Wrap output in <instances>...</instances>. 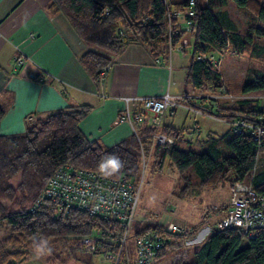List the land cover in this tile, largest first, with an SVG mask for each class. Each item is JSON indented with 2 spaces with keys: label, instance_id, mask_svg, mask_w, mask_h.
Instances as JSON below:
<instances>
[{
  "label": "trees",
  "instance_id": "16d2710c",
  "mask_svg": "<svg viewBox=\"0 0 264 264\" xmlns=\"http://www.w3.org/2000/svg\"><path fill=\"white\" fill-rule=\"evenodd\" d=\"M50 0L46 10L61 14L78 38L91 47L79 59L84 73L97 80L111 58L130 45L148 50L153 59L166 55L185 35L192 38L190 63L186 81L201 97H194L193 106L204 115L225 119L230 127L221 135L207 134L206 138L186 137L187 128L163 127L159 133L172 143H155L156 129L148 127L133 133L111 147L89 141L78 125L89 108L59 110L45 117L30 119L24 132L0 134V222L8 226L7 235L0 240V264H17L31 254H40L47 264H65L70 258L92 264L82 252L104 256L118 250L123 227L117 222L86 211L59 207L44 199L37 202L48 180L62 167L97 173L110 178L124 177L137 185L142 173V158L150 160L154 173L168 167L177 173L182 186L176 193L180 199L192 192L217 189L231 182H246L264 197V136L256 138L249 128L233 124L240 119L254 128H264V98L240 99L231 107L219 106L214 95L230 94L222 79L219 64L209 58L214 53L231 56H250L264 60V46L255 39L264 38V7L258 0ZM232 2L245 15V32L238 30L228 5ZM192 8L193 16H184L192 29H182L180 19ZM198 57H205L204 61ZM213 59L220 62L218 59ZM238 95L264 90V70L248 69L238 86ZM210 98V100H206ZM208 102V104H204ZM7 105H0V120ZM215 135V136H213ZM111 156L123 163L118 173L106 175L101 166ZM136 212V211H135ZM135 215V214H134ZM152 216L133 221L130 237L151 231L158 234L159 248L154 262L167 250H179L192 237L198 226L183 233H170ZM95 237L96 250L83 243ZM46 240L50 251L40 253L35 245ZM154 241V242H155ZM155 242V243H156ZM118 264H131L126 244ZM181 264V263H179ZM186 264H264V228L257 229L252 238L238 228L214 229Z\"/></svg>",
  "mask_w": 264,
  "mask_h": 264
},
{
  "label": "crops",
  "instance_id": "0c3cea01",
  "mask_svg": "<svg viewBox=\"0 0 264 264\" xmlns=\"http://www.w3.org/2000/svg\"><path fill=\"white\" fill-rule=\"evenodd\" d=\"M49 1L0 0V105L8 106L0 120L1 135L24 132L25 123L30 119L86 106L89 110L78 127L89 141H98L104 147L118 144L152 126L158 132L155 134H160L165 126H172L194 133L186 135L192 141L200 138L196 127L189 131L190 127L186 126L191 113L192 122L196 116H204L191 101L201 97L202 92L195 91L186 81L191 56L187 58V47H191V37L184 36L182 42L157 59H153L144 47L130 45L113 56L102 75L93 81L84 73L79 61L91 47L78 38L63 15L47 12ZM180 23L183 25L182 19ZM17 50L24 52L28 60L14 68L12 58ZM166 93L174 104L154 125L151 114L137 99ZM122 98L132 100L128 102L129 118L123 117L125 103ZM201 191L192 192L187 198L194 202L197 197L200 201ZM227 202L228 190L221 203L204 206L208 211L206 215L201 213L202 205H193L200 214L198 225H192L194 211L181 206L183 219L176 222L187 228L198 226L196 233L185 240L186 244L206 237L207 225L212 230L217 229L212 225L216 226L226 212ZM211 206L218 209L209 215Z\"/></svg>",
  "mask_w": 264,
  "mask_h": 264
},
{
  "label": "built area",
  "instance_id": "2783aa9c",
  "mask_svg": "<svg viewBox=\"0 0 264 264\" xmlns=\"http://www.w3.org/2000/svg\"><path fill=\"white\" fill-rule=\"evenodd\" d=\"M194 1L190 0V6ZM192 8L183 14H172V18L182 19L185 15L193 16ZM183 30L189 32L192 27L190 22L185 21ZM173 49V48H172ZM171 49V50H172ZM28 60L24 52L17 50V54L12 58L14 68H18ZM204 61L205 57H198ZM209 60L218 65L213 57ZM230 95L215 96L214 99L229 98ZM130 98H122L125 103L123 117L129 118L128 101ZM142 103L143 109L151 114L152 124L156 125L160 116L168 108L173 106V101L169 94L157 97H143L137 99ZM210 100V98H206ZM141 115H138V118ZM234 131L240 127L249 128L254 137L264 136V128H254L246 125L240 119L235 120ZM156 144L164 145L172 143L171 138L162 134H155ZM144 164H142L143 166ZM145 167L142 169L144 170ZM142 170V173H143ZM142 178L137 185H134L124 177L110 178L101 176L94 172L77 169L71 165L60 168L47 182L40 198L58 203L59 207L69 209L76 208L103 217L105 220L119 223L124 231L119 240L117 252L105 254L104 259L118 264L123 250L126 248L127 239L131 234V226L134 221V214L138 205ZM228 202L224 215L216 224L217 229L238 228L242 230L248 238H252L257 229L264 228V197L258 195L246 182H231L228 184ZM164 230L170 233H183L185 225L177 222H169L163 226ZM95 237H88L83 243L90 246L92 251L96 250ZM158 234L148 231L134 238L135 255L131 259V264H152L155 259L156 250L159 248ZM156 243H155V242Z\"/></svg>",
  "mask_w": 264,
  "mask_h": 264
},
{
  "label": "rangeland",
  "instance_id": "374dc122",
  "mask_svg": "<svg viewBox=\"0 0 264 264\" xmlns=\"http://www.w3.org/2000/svg\"><path fill=\"white\" fill-rule=\"evenodd\" d=\"M262 7H264V0H258ZM232 19L236 23L238 30L242 33L245 32V15L239 11L236 6L230 2L227 7ZM260 27L264 28V24H260ZM188 36V35H185ZM187 38V37H186ZM186 38L184 40H186ZM183 40V41H184ZM257 44L264 46V38L255 39ZM182 42V41H181ZM179 47V46H178ZM188 50V51H187ZM187 58L190 56L191 47H187ZM175 52V51H172ZM215 59H218L220 62L219 70L224 81V84L227 86L228 93L230 94H221V95H230L229 98H220L218 99L219 106L223 107H231L236 104L237 100L240 99H263L264 98V90L251 92L248 94L238 95V86L243 82L246 71L250 68L264 70V60H256L250 56H231V55H219L214 53L212 55ZM190 90V89H189ZM220 94L216 96H221ZM215 97V95H214ZM197 101L195 98L191 100ZM132 101V100H129ZM128 101V102H129ZM189 121L186 126H189L190 130L196 127L197 132L200 134V138H204V136L212 132L216 135H221L225 131L228 130L230 124L225 120H215L210 119L206 115L196 116L195 121H193V113L189 115ZM194 134V133H192ZM194 139V138H192ZM142 166L145 167L143 173H141L142 185L140 188L138 205L136 208V212L134 215L135 220H143L148 216H152L154 220L160 223H168L169 221L174 220L173 222L180 221L183 219L181 216V206L187 208L188 210H193V224L198 225L200 222V214L197 209H194L193 205H202V207L212 204L221 203L224 200L226 192L228 190V184H224L217 189L202 190L199 198L200 201L197 200V197L194 202L189 198L185 200H181L177 197L176 193L178 188L182 186V181L179 180L177 173L172 169L171 172L168 171V167L164 168L162 173H154L150 168V160L148 157L145 159L142 158ZM201 207V208H202ZM200 208V209H201ZM217 207H212L209 209V215H211L212 211L217 210ZM204 215L208 214V211L204 207L202 208L201 213ZM207 212V213H205ZM204 218V217H203ZM209 231H212L211 226L207 225ZM216 226L212 225L214 229ZM8 226L6 223L0 222V240H2L7 235ZM209 231L207 234L208 235ZM199 234V233H198ZM204 237L197 239V242L187 243L186 241L182 243L183 248L179 250H167L164 256L155 262V264H186L190 261L193 256V252L196 249L195 247H200ZM127 247L129 249V254L133 259L135 255V247H134V238L129 237L127 239ZM82 257L88 258L92 264H113L111 261L104 259L101 255H94L90 252H82ZM17 264H47L44 258L38 254L33 253L31 256L24 261L23 263ZM65 264H85L84 261L80 259L70 258Z\"/></svg>",
  "mask_w": 264,
  "mask_h": 264
},
{
  "label": "clouds",
  "instance_id": "9594fccd",
  "mask_svg": "<svg viewBox=\"0 0 264 264\" xmlns=\"http://www.w3.org/2000/svg\"><path fill=\"white\" fill-rule=\"evenodd\" d=\"M123 167V163L117 156H111L108 158V160L101 166L102 171L110 169V171H105L106 175H112L115 173H118L121 168ZM48 244V241L43 240L40 243H37L35 245L36 249L40 252L43 253L45 251H50L49 248L46 247Z\"/></svg>",
  "mask_w": 264,
  "mask_h": 264
}]
</instances>
